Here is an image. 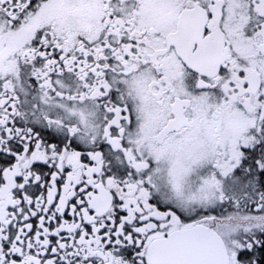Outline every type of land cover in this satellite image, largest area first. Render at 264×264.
Listing matches in <instances>:
<instances>
[{"label":"snow or ice","instance_id":"snow-or-ice-1","mask_svg":"<svg viewBox=\"0 0 264 264\" xmlns=\"http://www.w3.org/2000/svg\"><path fill=\"white\" fill-rule=\"evenodd\" d=\"M0 264H264V0H0Z\"/></svg>","mask_w":264,"mask_h":264}]
</instances>
